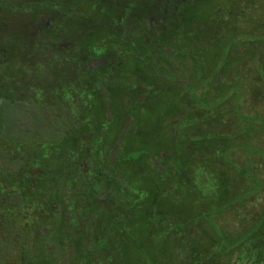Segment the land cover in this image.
I'll return each instance as SVG.
<instances>
[{
  "label": "trees",
  "instance_id": "1",
  "mask_svg": "<svg viewBox=\"0 0 264 264\" xmlns=\"http://www.w3.org/2000/svg\"><path fill=\"white\" fill-rule=\"evenodd\" d=\"M254 1L59 0L58 33L75 21L82 39L73 51L41 46L72 63L45 110L23 81L24 63L7 76L0 60V264H264V202L244 209L240 228L215 219L264 187L250 162L230 156L238 147L264 157V145L232 143L264 127V115L244 114L241 93L234 105L224 93L243 87L245 59L264 83ZM247 17L251 30L237 26ZM7 24L1 17V37ZM90 58L98 63L89 73L74 70ZM172 90L181 96L170 118L158 115L160 146L138 148L132 134L146 110ZM224 104L239 130L188 131L223 122ZM21 109L32 123L7 115Z\"/></svg>",
  "mask_w": 264,
  "mask_h": 264
},
{
  "label": "rangeland",
  "instance_id": "2",
  "mask_svg": "<svg viewBox=\"0 0 264 264\" xmlns=\"http://www.w3.org/2000/svg\"><path fill=\"white\" fill-rule=\"evenodd\" d=\"M249 15L251 18L254 19V21L261 22L264 20V5L263 0H255L254 4L250 6ZM14 14V13H12ZM19 15L18 13L14 14L13 23H10V25H6L3 30L4 34L1 37L0 35V51L4 54H8V56L11 58L9 61L4 63V69L5 73L7 72L8 75L17 76L21 74L20 70H18V62L22 64V60L25 58V63L28 62V49H30L31 46L25 47L24 44V38H25V31L23 30V25L21 24V21L18 19ZM236 22V20H235ZM237 26L242 29H253L255 25L252 24L250 19L247 18H240V20L237 21ZM68 29L65 31L67 36L70 37L71 35H74V40L78 41L81 40L82 37H79L78 33L76 32V22L70 21L68 24ZM264 29V27H263ZM1 32V30H0ZM7 39V41H2V39ZM240 52H242V49L239 48ZM39 55V54H36ZM37 61V59H36ZM97 61H92V65L96 66ZM90 65V64H89ZM254 64H252V61L245 59L243 68L241 67V77H242V83L243 87L241 88V84H235L230 88L224 89V93H233L235 96L231 99V104L234 105L235 100L238 96V94L241 93V104L240 109L243 111L244 114H259L264 115V94L261 95L260 93H264V89L261 90V87L264 86V83L255 80L254 77L257 76L256 71H254ZM38 67H41V64L38 63ZM190 71L188 69L186 71H182L184 76L189 77ZM181 73V72H180ZM237 76V72L232 70L231 72L225 73L222 77L224 82L227 84L229 83V80H235ZM259 88L260 93L254 94V89ZM185 88V86H184ZM168 97H163L160 101H153L151 104V109L146 110V114L144 115L146 118H142L140 121L138 128L132 134L134 141L139 147H150L151 149H157L160 146L161 140L163 138L164 134H159L158 131H162L160 126L163 125L162 121H158L159 116L163 115L164 117L168 116L171 117V113L169 111L168 107H173L171 101L175 102V100H179L180 96L175 93V90L169 91ZM229 105L224 104L223 105V122L218 123L215 119L205 121L196 127V129H190L188 131L195 132L197 129H217V130H223L225 133H234L237 130H239V124L240 122L237 120L235 114L232 111H226ZM13 106H10L12 108ZM156 108H159L157 110ZM167 112V115H164L162 113ZM148 112V113H147ZM157 112V113H155ZM15 114H18L20 116V123L30 124L32 123V119L27 115L25 112V109H21L17 112H12L7 114L8 116H14ZM159 115V116H158ZM6 118V114H5ZM167 118V119H169ZM160 123V124H159ZM160 125V126H159ZM264 127L262 125L256 124L254 127V130H251L250 133L246 134H240L239 136H236L232 139V143L237 145V143H244V147L252 146V147H261L264 145ZM248 145V146H247ZM205 149L201 148V150L198 152L199 155H205ZM131 153L135 155V151L132 150ZM230 156L234 158L237 162H240L242 164L249 163L250 166L253 167L251 171H253L256 175H258L263 181H264V157L261 158L259 154L256 152H248L243 151L241 148L235 149V151L230 152ZM122 161V160H121ZM10 167V166H9ZM16 165L12 164L11 168H15ZM125 168H122L121 171ZM103 188H105V184L101 185ZM187 196L183 197V200H187ZM264 202V187L261 191H259L258 194H256L254 197L251 198V201L245 202L243 205H237L238 209H231L224 213L222 217H215L216 222L223 223L227 227V229H236L237 227L240 228L241 224L240 221L244 218V209H250L252 211L258 210ZM238 213V215L236 214ZM241 219V220H240Z\"/></svg>",
  "mask_w": 264,
  "mask_h": 264
},
{
  "label": "flooded vegetation",
  "instance_id": "3",
  "mask_svg": "<svg viewBox=\"0 0 264 264\" xmlns=\"http://www.w3.org/2000/svg\"><path fill=\"white\" fill-rule=\"evenodd\" d=\"M17 1L21 3L19 6L15 5V2L18 3ZM58 1L0 0V3L3 5V7L2 5L0 6L2 8H0V19L1 17L3 19L6 18L7 25L9 26L12 23L11 21H13L12 19H14V14L18 13V19L23 25V30L25 31V47L31 46L28 49L29 59L27 64L25 63V58L22 60V63H24L23 81L26 86L30 85L35 93L37 92L42 110H45L49 103L54 102V97L57 94L56 88L60 83L62 74L65 76L70 74L68 71L67 73L63 71L70 69L72 63L64 61L63 65H60V61H56V58L52 60L54 57H52L51 52L47 51V53H44L43 50H40L41 46L56 45L57 51H73L77 48V42L73 38L74 35L68 37L66 32L64 36L61 35V32L58 33L60 28L57 25V19H55V14L60 10ZM36 2L38 4L34 5ZM70 57L73 59H71L72 61H77L74 54L70 55ZM9 59L11 60L8 54L0 51L1 63H5L7 60L9 61ZM58 59H60V56ZM92 61H94L92 58L84 60L83 62L79 61L75 63V66L73 65L74 70L76 71V68H78L81 74L85 72L89 73L95 67L92 65ZM38 63L41 64L40 68L38 67ZM31 100L36 103L35 99ZM27 106L30 105L27 104Z\"/></svg>",
  "mask_w": 264,
  "mask_h": 264
}]
</instances>
